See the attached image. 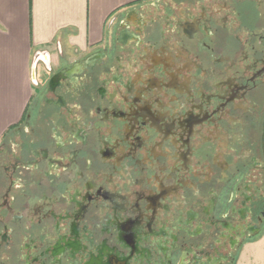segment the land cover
Here are the masks:
<instances>
[{"label": "flooded vegetation", "instance_id": "af4514ba", "mask_svg": "<svg viewBox=\"0 0 264 264\" xmlns=\"http://www.w3.org/2000/svg\"><path fill=\"white\" fill-rule=\"evenodd\" d=\"M37 66L0 264H234L264 225V0H141Z\"/></svg>", "mask_w": 264, "mask_h": 264}, {"label": "crops", "instance_id": "0c3cea01", "mask_svg": "<svg viewBox=\"0 0 264 264\" xmlns=\"http://www.w3.org/2000/svg\"><path fill=\"white\" fill-rule=\"evenodd\" d=\"M141 0H0V134L22 117L34 92V58L84 52L102 41L114 15ZM38 66H36L37 69ZM264 164V128L262 138ZM234 264H264V225Z\"/></svg>", "mask_w": 264, "mask_h": 264}, {"label": "water", "instance_id": "95a60500", "mask_svg": "<svg viewBox=\"0 0 264 264\" xmlns=\"http://www.w3.org/2000/svg\"><path fill=\"white\" fill-rule=\"evenodd\" d=\"M37 58H38V55H36V57L34 58L33 65L31 68V79H32L33 84L35 83V80H36V66H37V61H38Z\"/></svg>", "mask_w": 264, "mask_h": 264}, {"label": "bare ground", "instance_id": "6f19581e", "mask_svg": "<svg viewBox=\"0 0 264 264\" xmlns=\"http://www.w3.org/2000/svg\"><path fill=\"white\" fill-rule=\"evenodd\" d=\"M43 60H46L47 57L45 55L41 56Z\"/></svg>", "mask_w": 264, "mask_h": 264}, {"label": "rangeland", "instance_id": "374dc122", "mask_svg": "<svg viewBox=\"0 0 264 264\" xmlns=\"http://www.w3.org/2000/svg\"><path fill=\"white\" fill-rule=\"evenodd\" d=\"M48 58V57H47ZM35 82H36V80H35Z\"/></svg>", "mask_w": 264, "mask_h": 264}]
</instances>
